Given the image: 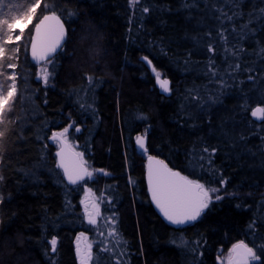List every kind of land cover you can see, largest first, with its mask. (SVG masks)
Listing matches in <instances>:
<instances>
[{"label":"trees","instance_id":"obj_1","mask_svg":"<svg viewBox=\"0 0 264 264\" xmlns=\"http://www.w3.org/2000/svg\"><path fill=\"white\" fill-rule=\"evenodd\" d=\"M22 2L5 0L0 18ZM41 4L23 39L5 44L19 50L2 69L6 84L15 74L17 93L0 139V264H79L76 239L93 233L79 204L84 187L105 197L102 218L119 243V260L95 248L106 264H218L235 244L264 245V118L250 114L264 108V0ZM53 11L68 36L40 66L51 73L45 83L28 48L34 24ZM203 63L211 77L197 71ZM154 71L170 81V96L159 94ZM202 85L209 96L188 108L186 91L197 97ZM70 125L68 143L98 171L74 187L47 142ZM145 133L151 154L218 190L193 224L173 230L151 208L134 145Z\"/></svg>","mask_w":264,"mask_h":264},{"label":"snow or ice","instance_id":"obj_2","mask_svg":"<svg viewBox=\"0 0 264 264\" xmlns=\"http://www.w3.org/2000/svg\"><path fill=\"white\" fill-rule=\"evenodd\" d=\"M5 0H0V6L4 5ZM43 6L47 8L48 0H44ZM42 7L41 0H23L21 4L15 6L14 12H9L5 18H0V139L6 134V123L9 122L8 113L13 108V100L17 93L16 76L12 75L6 77L11 81V84H6L4 73V60H11L13 56L11 53L18 51V48H6L5 44L13 43L14 41L22 40L25 30L28 25L37 15V10ZM264 13V8L260 9ZM231 20L232 17H226ZM27 21V23H25ZM20 23L23 25L19 29V34H16L15 25ZM66 31L64 24L61 22V17L55 11L51 15H44L39 23L35 25V35L31 37V51L32 57L36 61H45L51 64L52 55L62 47V42L65 39ZM222 35V34H221ZM211 50V48H210ZM7 53V55H6ZM10 68H15V64L9 63ZM238 67V66H237ZM50 71L48 67L41 70L40 76L45 83L50 78ZM157 81L161 88L167 92L168 80H161L159 73H157ZM252 115L257 118H264V108H257L252 112ZM69 127H72L71 125ZM79 131V129H77ZM69 128H65L63 132L54 133L53 140L66 138ZM137 143L140 148H144L143 138L138 137ZM0 151H2V144H0ZM207 151V149H205ZM81 157V154H75ZM60 157V164L64 170V175L70 184H78L79 181L85 177L91 178L92 172H89L84 166L82 158L78 162H73L71 166L66 162L65 149L62 147L57 153ZM148 165V179L149 186L152 193V199L157 207L163 213L164 217L175 225H182L188 221H195L203 211L208 207L209 191L215 192L217 189L208 190L204 184L198 183L195 180H190L185 176L180 175L179 172H173L164 164L163 161L154 160L149 156ZM219 199L220 197H216ZM93 211L88 212L87 206L85 211L88 213V220L90 224H96V217L100 215L99 207L93 204ZM113 229L109 235H114ZM53 250H55L56 240L51 241ZM91 245H88L87 251L81 249L78 245L77 254L80 258V264H88V261L93 259L91 252ZM255 247V246H254ZM254 247H249L247 244L241 242L233 246L234 257L229 260V264H252V262H261V256H264V245L254 250ZM257 252L260 255H257Z\"/></svg>","mask_w":264,"mask_h":264},{"label":"rangeland","instance_id":"obj_3","mask_svg":"<svg viewBox=\"0 0 264 264\" xmlns=\"http://www.w3.org/2000/svg\"><path fill=\"white\" fill-rule=\"evenodd\" d=\"M236 37L241 38L240 35H236ZM252 40L253 39H251L250 42L254 43ZM230 51L232 52V49ZM227 60H228L229 64L232 63L230 58H227ZM203 64H204V66L201 65V66L197 67V71H202V70L206 71V76L207 77L208 76L211 77L212 74L208 73L209 71L207 70L205 63H203ZM44 67L43 66L40 67V70H42V68H44ZM200 68H201V70H198ZM190 69H192V68H190ZM157 73H159L160 79H167L165 76H163L160 72H157V71L153 72L154 79H157ZM199 89H201V90H199ZM199 89L197 91L198 92L197 97L193 96L195 94V92H190L191 90H187L186 91L185 97L186 96L187 97H186L184 103L186 104V106L188 108L197 107V105L201 102L202 97L204 98V97H206V95L209 96L210 89H209L208 86L202 85L201 88H199ZM170 91H171V88H170ZM210 102H211V99H210ZM260 119H257V120H260ZM60 132H63V130L60 131ZM60 132H58V133H60ZM65 139L68 141V133L66 134V138ZM69 144H70V147L76 153L81 154L80 159L82 158V160H83V162H84V164L86 166V161L84 160L83 154H82V152L80 150L81 148H79L80 145H77L76 143H69ZM88 171L93 173V176L91 178H88V179L93 180V177L96 176V173H98V171H95V170L91 171L90 169H88ZM205 188L208 189V190L214 189V188H210V187H205ZM87 193L90 195V201H91L90 206L88 207V212L89 211L90 212L93 211V208H92L93 204H97L98 207H99L100 215L96 217V220H97L96 224H90L89 223L88 214L85 211V207H83V202L86 199V194ZM218 195H219L218 190L215 191V192L209 191V197L210 198H209L208 203L210 201L215 200ZM105 202H106V199H105V197L102 194H96L91 189H89L87 187L83 188V194H82L81 198L79 199V204L81 205L82 211L84 213L85 221H86V223H88L91 226V228L93 229V233L90 236H88L87 234L81 233L78 236V238L76 239V250H77L78 245L84 251L88 250V248H87L88 245L92 246L91 247V252H92V255H93V259L88 261V264H106V263L102 262V260L100 259L101 255L96 253L101 248L104 249V250L111 251L112 259L119 260V248H118L119 247V243L117 241V238L114 239L113 235H109V233L112 232L113 227H112L111 224L106 223V221H109V220L111 221V219L109 217L103 219L102 218L103 215L101 214L102 205ZM104 223H106L105 226H104ZM105 230H108V231H105ZM79 239L81 240V243H79ZM187 243L188 242L185 239L181 240V238H176V239L172 240V244H174L175 246L182 245L183 247H187L188 246ZM105 246H107V247H105ZM95 248L97 249V251L95 250ZM230 253H231L230 250H228V252L225 255H223L222 259H220L222 264H227L228 260L231 257ZM79 264H80V262H79ZM256 264H258V262H256Z\"/></svg>","mask_w":264,"mask_h":264},{"label":"water","instance_id":"obj_4","mask_svg":"<svg viewBox=\"0 0 264 264\" xmlns=\"http://www.w3.org/2000/svg\"><path fill=\"white\" fill-rule=\"evenodd\" d=\"M51 14H52V13H48V14H45V15H51ZM43 16H44V15H43ZM43 16L40 17L39 20L42 19ZM39 20L34 24V26H33V28H32V34H31V37L35 35V25H36L37 23H39ZM61 22L64 24L65 31H66L65 39H64V41L62 42V47H63V45H64V43H65V41H66V39H67V36H68V31H67L66 25H65V23L63 22L62 19H61ZM62 47H60V49L52 55L51 59H52L55 55H57V54L60 52V50L62 49ZM28 52H29V58H30V61H31L35 66L40 67L43 63H45V61H36V60L33 59V57H32V51H31V38H30V43H29ZM145 61H146L147 65L149 66V68L152 69V65H151V63H150L148 60H145ZM161 80H165V79H161ZM166 80H168V79H166ZM168 82H169V84H168L169 91L165 92V91L161 88V86H160V84L158 83L157 79H154V86L157 88L159 94H161V95H163V96H165V97H168V96H170V94H171V91H170V81L168 80ZM257 108H261V107H255L254 109H252V111H251V115H252V112H253L255 109H257ZM252 117H253L254 119H256V120H257V119H260V118L254 117L253 115H252ZM52 136H53V135H51V136L48 138V141H47V142H48L49 145L54 144V143L56 144V148H55V150H54V157H55V160H56L57 168L59 169V171H60V173H61V175H62V178H63L64 183H65L67 186H71V187H74V186H77V185L82 184L84 181H86V180L88 179V177H85V179L79 181L78 184H70V183H69V181L67 180L66 176L64 175V170H63L61 167H59V164H60V157L57 156V153H58V152L61 150V148L63 147V148L65 149V158H66V162H67L70 166H71V164H72L73 162H78V161L80 160V157H77V156L75 155V154H77V153H76L73 149H71V147L69 146L68 142H67L64 138H61V139H58V140H53V139H52ZM138 137L143 138V140H144V148H143V149L140 148L139 144L137 143V138H138ZM147 138H148V136H147L146 133L143 134V135H139V136H137V137L135 138V140H134V145H135V150H136L137 153H144V154L146 155V160H145V163H144V181H145V186H146L147 197H148V200H149V203H150L152 209L154 210V212L156 213V215H157V216H158V217H159V218H160V219H161V220H162L167 226L172 227V228H174V229H182V228H184V227H186V226H188V225L193 224L194 222L197 221V219H198L200 216H199L195 221H188V222H185V224H182V225H175V224H172L170 221H168V220L164 217L163 213L160 211V209L157 207L156 203L153 201V199H152V193H151L150 186H149V179H148V165H149V159H148V158H149V156H151V157L154 158V160H160V161H163V160H162L161 158L157 157V156L150 155V151H149L148 146H147ZM163 162H164V161H163ZM164 164L167 165L165 162H164ZM84 166H85V164H84ZM85 167H86V166H85ZM167 167H168L169 169H171L168 165H167ZM86 168H87V167H86ZM87 170H88V169H87ZM171 170H172L173 172H178L177 170H174V169H171ZM180 175H182V174L180 173ZM182 176H183V175H182ZM188 179H189V178H188ZM190 180H191V179H190ZM90 203H91V201H90V195L87 193V194H86V199H85V201L83 202V207H86V206H87V208H88V207L90 206ZM204 210H205V208L203 209V211L201 212V214L204 212ZM89 212H90V211H89ZM87 214H88V213H87ZM79 243H81V240H80V239H79ZM232 249H233V247H232ZM231 252H232L231 258H233V257H234V253H233L232 250H231ZM76 255H77L78 260H79V262H80V258H79L78 254H77V250H76ZM231 258H230V259H231Z\"/></svg>","mask_w":264,"mask_h":264},{"label":"flooded vegetation","instance_id":"obj_5","mask_svg":"<svg viewBox=\"0 0 264 264\" xmlns=\"http://www.w3.org/2000/svg\"><path fill=\"white\" fill-rule=\"evenodd\" d=\"M67 128H69V132H70V127H67ZM68 132V133H69ZM54 133H56V132H54ZM54 133H52L51 135H53ZM58 133V132H57ZM65 139V138H64ZM66 140V139H65ZM67 141V140H66ZM68 142V141H67ZM55 144V143H54ZM69 144V143H68ZM69 146H70V144H69ZM56 148V147H55ZM72 149V148H71ZM143 155H144V157H145V160H146V155L144 154V153H142ZM150 155H151V153H150ZM148 198V197H147ZM149 201V200H148ZM150 204V203H149ZM151 206V205H150ZM152 208V207H151ZM154 211V210H153ZM155 213V212H154ZM156 214V213H155ZM160 219V218H159ZM161 220V219H160ZM162 221V220H161ZM163 222V221H162ZM164 223V222H163ZM165 224V223H164ZM166 225V224H165ZM169 227V226H168ZM172 228V227H171ZM173 230H178V229H174V228H172ZM231 250H232V248H230V252H231ZM231 255H232V252L230 253ZM231 258V257H230ZM230 260V259H229ZM229 260H228V262H227V264H229ZM256 262H252V264H255ZM218 264H222L221 262H219Z\"/></svg>","mask_w":264,"mask_h":264},{"label":"bare ground","instance_id":"obj_6","mask_svg":"<svg viewBox=\"0 0 264 264\" xmlns=\"http://www.w3.org/2000/svg\"><path fill=\"white\" fill-rule=\"evenodd\" d=\"M139 136V135H138ZM148 146V145H147ZM137 153V152H136ZM137 155H140V156H142L143 158V181H144V163H145V157H144V155L142 154V153H137ZM151 155H154V154H151ZM154 156H156V155H154ZM198 183H200V182H198ZM144 186H145V181H144ZM145 192H146V186H145ZM146 195H147V193H146ZM236 245V244H235ZM234 246V245H233ZM232 246V247H233ZM231 247V248H232Z\"/></svg>","mask_w":264,"mask_h":264}]
</instances>
